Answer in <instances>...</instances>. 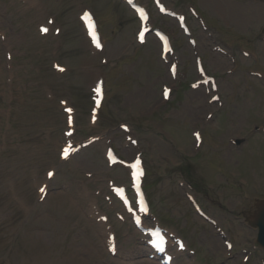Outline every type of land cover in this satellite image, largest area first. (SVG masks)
<instances>
[{
	"label": "rangeland",
	"instance_id": "obj_1",
	"mask_svg": "<svg viewBox=\"0 0 264 264\" xmlns=\"http://www.w3.org/2000/svg\"><path fill=\"white\" fill-rule=\"evenodd\" d=\"M89 1L92 5L93 0ZM140 1L144 4H150V0ZM165 1L169 6H174L179 11L185 10L183 9L184 0ZM252 1H254L252 2V9L260 10L261 19L253 20L250 18V21L242 22V26L238 28L243 34L240 38L246 42L238 41L239 43L230 44V46L237 47L233 48L234 53H238L239 48H244L250 49L256 55L258 65L253 66H251V62L237 58L238 63L241 61L244 70L259 69V67L264 69V44L262 45L256 40L259 33V31L256 32L258 23L263 22L264 26V6L261 4H259L261 7L255 6V0ZM186 2L199 9L207 23L215 27L224 38L222 40L236 39L229 35L226 28L220 24L221 20L214 17L201 0H186ZM1 6L0 14L3 12L2 14H6L8 17L7 20H2L3 26L5 28L12 27L15 32L9 44L20 50L17 66H21L23 69L14 73V86L12 90H9L5 84L9 76L5 73L4 50L0 46V133L3 112L6 109L11 110V130L7 134V152L1 153L0 151V165L2 163L8 164L7 175H10V179L12 177L13 180V176L18 175L21 187L19 196L24 203H19L17 206L14 204L7 205L10 207V210L7 211L10 216L9 222L0 224V264H110L112 260L106 256L100 234L101 230L93 223L87 222L86 212L90 199L84 200L79 182L85 181L94 192L95 190H104L109 179H115L118 184H126L127 177L123 170L109 171L106 169V165L101 159V157L103 158L101 146L84 151L72 163L60 164L59 147L62 141L61 132L64 129V118L58 110V100L65 95H58L56 102L50 104L45 100L44 88L55 85L58 88L64 87V90L70 93H72V89L66 87L65 78H55L49 71L48 52L53 45V37L43 40L39 38L37 33L35 34L34 27L38 21L37 15L23 10L17 0H8L7 4L2 3ZM95 6L107 22L110 12L99 2ZM108 6L112 7L115 13L114 21L109 26H113L111 30L117 32V36L113 37L111 41L110 54L112 57H116L123 55L126 50H130L129 59L130 62L131 60L134 62L131 65L126 64L121 74L110 79V95L106 105L108 124L113 126L114 135L119 139L121 133L116 130L119 124L135 125V128H138L139 138L142 139V145L144 147L148 146L147 144L153 146V150L148 151L145 156L151 174L149 180L154 184H159L153 197L155 199V194L157 195L156 202L162 197H167L169 199L168 205L170 199L176 195L177 198L173 199L176 203L170 204V207L182 210L197 231V234L191 230L185 234V231L178 229L180 235L187 236L190 248L195 251H198V248L203 249L202 244L197 245L196 238H201L204 233L209 234L211 242L204 243L205 252L201 251L199 259L196 257L194 264H242V251L251 249L255 232L246 225L239 223L243 221H236L232 213L215 208L217 210L216 218H218L221 229L236 244L229 258L222 240L212 227L208 226L193 212L191 207L186 206V200L177 186V182L180 180L176 178L175 174L179 172L177 165L178 162L181 163L182 157L176 152L179 149L185 155L188 152V146L185 145H189L190 142L186 143L187 136H181L178 132L181 123L186 124L183 121L185 116L179 108L183 104L178 103L165 108V104L163 105L161 101L162 85L170 86L172 81L170 84L168 68L160 60L158 44L154 39H150L145 47L130 48V40L133 39L138 27L134 15L124 5L109 3ZM51 7L53 8L52 5ZM153 19L158 26L176 33V45L180 39L182 40L175 22L160 18L157 15H154ZM69 28L71 30V27ZM246 32H248L247 35H244ZM262 34H264V29ZM197 36L200 37V33ZM39 51H41V58L37 56ZM202 53L208 66L218 69L222 67L219 62L214 60V55L208 49ZM192 59L191 54L183 58V70L190 71L191 65L193 69ZM14 67H16L15 64ZM34 68L41 70V72L44 71V74L42 76L33 74ZM24 70L28 75L22 73ZM245 78H247L246 82H237L235 85L236 93L238 90L240 93L236 100V107L238 108V115L236 116L241 122L245 118H257L258 122L256 123L261 124L264 122L261 117L264 108V86L255 81L254 78L247 77L246 74ZM74 80V76H71L66 80V83L72 86ZM21 86L27 87L26 93L21 91ZM172 86H175V83ZM60 93L65 92L60 90ZM72 94L75 95L74 104L80 109V136L86 138L90 134L82 121L90 103L86 98L84 84L82 83L80 89L73 90ZM186 101H189L192 106H198L199 102H205V98L202 94L188 92ZM230 118V112L225 111L218 115V122L222 123L225 128H233L234 123L230 122ZM176 131L179 135L176 134ZM43 132L52 134L51 144L48 145L42 140ZM229 135L227 140L236 137L233 134ZM240 135L243 136V134ZM250 136L248 135L247 138L251 141L253 139ZM117 148L124 152L129 160L136 153L124 148L122 138L119 140ZM257 157L261 158L260 156ZM259 158L256 165L251 164L248 167L249 169L252 168V171L249 170L247 178L240 177L243 179L244 183L242 184L246 189L244 190V197L249 199L264 195V161H260ZM200 159L201 156L197 158V160ZM50 168H56L59 175L51 186L52 194L41 205L38 204L36 197L37 183L33 184L31 180L36 178L38 183L45 181V172ZM240 172L230 170L225 175L231 179V176L238 175ZM87 173L94 175L92 181H87L85 177ZM202 175L205 177L204 181L207 186L212 188L214 193H218L228 204L233 202L235 197L228 194L230 190L224 183L220 182L222 179L219 178L218 180L217 174L208 176V174L203 173ZM203 176L202 178H204ZM92 182L93 184L97 182V185L93 187ZM62 185H65L67 189H63ZM233 193L235 192L233 191ZM238 199L241 198L238 197ZM209 206L212 207L211 204ZM239 212H234V215L239 214ZM157 213L160 214L159 207ZM158 220L160 221L159 217ZM166 220L178 224L172 213H169ZM181 223L184 224V220ZM114 224L122 252H129V249L142 247L140 234L130 225L118 222H114ZM207 254L209 257L213 256L214 259L208 258ZM251 257L249 264H261L260 261L264 259V252H253ZM192 259V257L185 255L180 259L179 264H192ZM140 264H149L148 254L144 255Z\"/></svg>",
	"mask_w": 264,
	"mask_h": 264
},
{
	"label": "bare ground",
	"instance_id": "obj_2",
	"mask_svg": "<svg viewBox=\"0 0 264 264\" xmlns=\"http://www.w3.org/2000/svg\"><path fill=\"white\" fill-rule=\"evenodd\" d=\"M7 163H2L0 165V192L3 193L4 195H7V192L10 194L11 193V186L13 184L12 178L10 179V175H7ZM17 189V188H16ZM4 209L7 207V199L5 198V203L3 204ZM139 256V253H138Z\"/></svg>",
	"mask_w": 264,
	"mask_h": 264
},
{
	"label": "snow or ice",
	"instance_id": "obj_3",
	"mask_svg": "<svg viewBox=\"0 0 264 264\" xmlns=\"http://www.w3.org/2000/svg\"><path fill=\"white\" fill-rule=\"evenodd\" d=\"M86 15H87V14H86ZM43 31H44V32H47V29H43ZM140 36H141V40H143V36H144V34L141 33ZM93 41H94V42L97 41V37H96L95 34H93ZM96 46H97V47H100V44H99L98 42H96ZM97 91H99V89H97ZM165 95H167V92L165 93ZM69 111H70V110H69ZM69 134H70V133H69ZM197 137H198V134H197ZM69 147H71V146H69ZM68 153H69V148H65L64 151H63V155H64L65 157H67ZM138 163H139V161H137L136 164L131 165V167H132V168H136V167L138 166ZM49 175H52V173H49Z\"/></svg>",
	"mask_w": 264,
	"mask_h": 264
}]
</instances>
